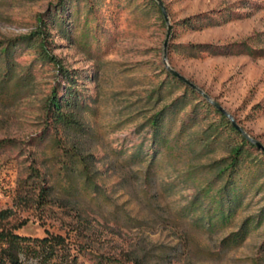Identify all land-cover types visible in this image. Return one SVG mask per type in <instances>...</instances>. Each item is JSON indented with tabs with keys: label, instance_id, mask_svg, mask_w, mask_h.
<instances>
[{
	"label": "rangeland",
	"instance_id": "1",
	"mask_svg": "<svg viewBox=\"0 0 264 264\" xmlns=\"http://www.w3.org/2000/svg\"><path fill=\"white\" fill-rule=\"evenodd\" d=\"M162 2L172 26L169 65L264 146V57L202 54L192 59L186 51L196 44L243 42L264 50V0ZM58 4L0 0V54L36 31L40 16L50 22ZM157 5L70 0L63 13L67 36L50 23L48 49L74 76L73 88L85 104L75 112L84 126L81 133L48 129L45 99L55 87L63 93L62 76L52 65L40 64L34 49L14 52L15 78L9 88L0 87V231L29 239L26 245L47 236L63 238L58 256L46 264H92L99 254L128 264H134L132 258L140 261L135 264H264V165L232 224L210 232L200 231L192 220V203L202 199L201 215L226 182L214 167L227 158L231 144L204 149L202 142L218 117L203 113L177 137L189 106L171 126L168 148L155 152L149 121L183 92L169 86L161 90L168 70V24ZM195 17L200 18L195 28L184 24ZM2 60L0 55L1 66ZM29 69V86L17 87ZM70 154L82 159L85 165L78 166L86 172L80 175L77 168L69 176L72 183L64 174ZM254 156L264 163L262 150ZM251 168L243 171L245 183ZM44 183L57 185L47 199L40 198ZM70 184L77 189L71 191ZM246 224L244 242L225 243ZM28 264L39 263L31 258Z\"/></svg>",
	"mask_w": 264,
	"mask_h": 264
},
{
	"label": "trees",
	"instance_id": "2",
	"mask_svg": "<svg viewBox=\"0 0 264 264\" xmlns=\"http://www.w3.org/2000/svg\"><path fill=\"white\" fill-rule=\"evenodd\" d=\"M70 0H60L55 8V14L53 15L50 22H45L43 16H40L39 27L36 31L25 36L18 43H11L9 46H4L0 55H3V64L0 65V87L2 89L9 88L13 82L16 73V61L14 58V52L20 48L28 47L35 50L37 59L40 64L52 65L62 76V80L65 83L63 93L57 87L54 88L52 93L45 99V105L43 108V115L46 117L48 129L52 128L57 134L58 132L63 133H81L84 132V126L78 119L76 111L85 109V104L78 95L73 86L75 85L74 76L64 68L61 60L55 56L48 49V37H51L49 32L50 23L56 25L64 36L67 34L64 31V20L63 13L67 8V4ZM153 3L158 7L154 0H147V2ZM200 18L187 19L184 24L195 28L194 21H198ZM218 24V23H216ZM213 23L210 24V26ZM199 27V26H198ZM188 57L196 59L201 57L202 54H209L214 56H227V55H249L252 57H264V50H254L247 43L233 44L227 46L217 45H205L196 44L186 48ZM167 78L165 83L161 86V90L165 86H169L172 90L180 91L183 88L182 95L167 104L159 113L151 118L149 121L150 128H152V139L156 145L155 152L162 149H167L170 145V135L172 134L171 126L177 123L178 119L185 113L187 108L190 107V112L187 117L183 119L181 124V131L177 137L181 136V133L187 131L192 124H197L201 119L202 114L208 115L215 114L218 117V121L212 128L213 132L202 139L204 143L203 148L208 149L214 144L219 142H226L231 144L229 155L227 158L220 161L215 165L214 170H218L219 177L226 178V182L223 186V190L219 192L218 196L214 197L209 208L202 210L201 215L197 214V211L205 205L201 202V198L194 201L192 208L196 213L192 220L195 226L200 231H214L219 226H228L232 224L233 218L236 216L237 210L242 206L243 200L247 196L248 192L252 190V187L262 178L263 160L255 158L254 151H261L258 147L248 140L244 135L232 124L231 120L228 119L220 110L212 105L204 96L198 91H195L183 80H179L173 76L168 70L165 72ZM31 69L21 78L18 79L15 85L17 87L26 88L29 86L31 80ZM62 86V85H61ZM161 90L159 92H161ZM197 102V103H195ZM71 162L64 166L65 177L68 178V182L72 183L73 180L69 179V176H73L76 173V169L82 159L78 158L76 154H70ZM84 164V162H82ZM247 164H250L247 166ZM85 165V164H84ZM85 167V166H83ZM253 169H252V168ZM247 168H251L252 178L247 180L242 176L243 171ZM37 178H40V171H35ZM85 176V171L78 170V174ZM89 182H87L86 186ZM71 191L76 190L72 184H70ZM57 188V185L49 186L41 184L40 198L47 199L50 195V191ZM68 188L66 192H69ZM211 189L205 191L204 196H209L208 193ZM191 212V211H190ZM6 214L2 213L1 216ZM249 229L247 224L244 225L238 232L233 233L231 237L225 243L230 246L240 245L248 237ZM30 241L27 238H23L17 234H12L7 231H0V264H28V261L32 258L39 264H46L57 257V247L62 245L65 241L61 237L47 236L44 239H38L32 245H26L24 243ZM25 257V258H24ZM132 263L140 262L137 258L129 259ZM92 264H128L126 260L118 259L113 256H106L103 254L95 255L93 257Z\"/></svg>",
	"mask_w": 264,
	"mask_h": 264
},
{
	"label": "water",
	"instance_id": "3",
	"mask_svg": "<svg viewBox=\"0 0 264 264\" xmlns=\"http://www.w3.org/2000/svg\"><path fill=\"white\" fill-rule=\"evenodd\" d=\"M156 3L159 4V7L164 15V18L167 21L168 24V37L166 39L165 42V57H164V62L165 65L168 69V71L175 76L176 78H178L179 80H183L187 85H189L191 88H193L195 91H198L201 95H203L212 105H214L218 110H220L228 119L231 120L232 124L244 135V137H246L248 140H250L252 143H254L258 149L262 150L264 152V146L260 143H258L256 140H254L253 138H251L249 136V134L246 132V130H244L240 125L237 124L234 116L229 112H227L226 110L223 109V107L221 105H219L217 102H215L214 100L212 101V99L210 98L209 95H207L200 87L196 86L195 84H193L190 80H187L184 76L180 75L177 71H175L171 65H169L168 61H167V47L169 44V39L171 37V31H172V26L170 24V19L168 18V14H167V10H166V6L165 4L162 2V0H154Z\"/></svg>",
	"mask_w": 264,
	"mask_h": 264
}]
</instances>
